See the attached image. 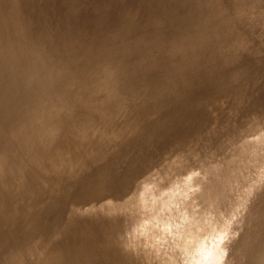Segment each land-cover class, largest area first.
I'll return each mask as SVG.
<instances>
[{"label":"rangeland","instance_id":"374dc122","mask_svg":"<svg viewBox=\"0 0 264 264\" xmlns=\"http://www.w3.org/2000/svg\"><path fill=\"white\" fill-rule=\"evenodd\" d=\"M263 239L264 0H0V264H259Z\"/></svg>","mask_w":264,"mask_h":264},{"label":"bare ground","instance_id":"6f19581e","mask_svg":"<svg viewBox=\"0 0 264 264\" xmlns=\"http://www.w3.org/2000/svg\"><path fill=\"white\" fill-rule=\"evenodd\" d=\"M3 1H5V0H3ZM8 2H9V1H8ZM1 3H2V1H1ZM9 3H10V2H9ZM2 4H3V3H2ZM2 4H1V5H2ZM7 4H8V3H7ZM14 6H15V5H14ZM12 9H13V7H12ZM12 20L14 21L15 18L12 19ZM17 24H18V22H17ZM18 25H19V24H18ZM5 26H6V25H5ZM4 31H6V30L4 29ZM6 33H7V32H6ZM6 33H5V34H6ZM8 34H10V33L8 32ZM227 38H228V37H227ZM201 54H202V53H201ZM26 63H27V62H26ZM27 74H28V73H27ZM25 79H26V78H25ZM256 79H257V78H256ZM256 79H255V80H256ZM262 83H263V82H262ZM18 85H19V84H18ZM259 86H260V85H259ZM261 86H262V85H261ZM262 87H263V86H262ZM262 87H261V88H262ZM218 110H219V109H218ZM238 110H239V109H238ZM12 111H13V110H12ZM211 111H212V110H211ZM217 113H218V112H217ZM111 118H112V117H111ZM262 118H263V117H262ZM256 145H257V144H256ZM231 149H232V148H231ZM228 155H229V154H228ZM234 156H235V155H234ZM242 156H243V155H242ZM74 171H75V170H74ZM262 173H263V172H262ZM252 180H253V179H252ZM252 180H251L250 183H248V184H252V183H251ZM255 182H256V181L254 180L253 184H254ZM253 186H254V185H252V187H253ZM242 188H243V187H242ZM250 188H251V186H250ZM250 188H248V189H250ZM246 189H247V188L245 187L244 190H246ZM244 190H243V191H244ZM239 199H240V198H239ZM241 199H242V198H241ZM3 202H4V201H3ZM197 215H198V213H197ZM206 215H207V214H206ZM194 216H195V215H194ZM255 217H256V216H255ZM256 222H257V220H256ZM250 224H251V223H250ZM205 225H206V224H205ZM205 225H204V226H205ZM207 226H209V225H207ZM207 226H206V227H207ZM201 227L203 228V226H201ZM201 227H200L199 229H201ZM176 228H177V227H176ZM178 228H179V227H178ZM178 228H177V229H178ZM179 229H180V228H179ZM205 229H206V228H205ZM208 229L211 230V228H208ZM185 230H186V229H185ZM202 230H204V229H202ZM202 230H199V231H202ZM219 230H220V229H219ZM219 230H218V231H219ZM224 230H226V229H224ZM199 231L196 230V232H199ZM206 231H207V230H206ZM185 232H186V231H185ZM196 232L193 233V235H195ZM207 232H208V231H207ZM223 232H224V231H222V233H223ZM244 232H245V231H244ZM261 232H262V231H261ZM225 233H226V232H225ZM187 234H188V233H187ZM199 234H200V233H198V235H199ZM202 234H203V231H202ZM216 234H217V233H216ZM260 234H261V233H260ZM115 235H116V233H115ZM196 235H197V234H196ZM219 235H220V233H219ZM219 235H218V236H219ZM223 235H224V234H223ZM223 235H222V237H220V236H219V237H220L221 239H223V237L225 236V235H224V236H223ZM117 236H119V235H117ZM200 236H201V235H200ZM218 236L215 237V238L213 237V238L216 239V241H217V240H218V239H217ZM243 236H244V235H243ZM251 236H252V235H251ZM113 237H114V236H113ZM183 237H184V236H183ZM258 237L262 238L263 236L261 237V236L259 235ZM118 238H119V237H118ZM186 238H187V237H186ZM188 238H190V237H188ZM192 238H193V237H192ZM194 238H196V237H194ZM197 238H199V237H197ZM200 238H201V237H200ZM114 239H115V238H114ZM184 239H185V238H184ZM184 239H183V240H184ZM214 239H213V240H214ZM241 239H242V238H241ZM177 240L180 241V238L177 239ZM186 240H187V239H186ZM192 240H193V239H192ZM197 240H199V239H197ZM244 240H245V238H244ZM254 240H255V239H254ZM263 240H264V239H263ZM195 241H196V240H195ZM195 241H193V244H192L193 246H194V242H195ZM209 241H210V240H209ZM114 242H116V241H114ZM181 242H183V241H181ZM184 242H185V241H184ZM187 242L189 243L190 241L188 240ZM196 242H198V241H196ZM199 242H200V241H199ZM212 242H213V241H212ZM217 242H218V241H217ZM219 242H220V241H219ZM223 242H224V241H222V243H223ZM239 242H240V241H239ZM243 242H244V241H243ZM243 242H242V244H243ZM263 242H264V241H263ZM178 243H179V242H178ZM201 243H202V242H201ZM210 243H211V242H210ZM186 244H187V243H186ZM190 244H191V242H190ZM197 244H198V243H197ZM199 244H200V243H199ZM213 244L215 245L216 243H213ZM223 244H224V243H223ZM232 244H233V243H232ZM246 244H247V243H246ZM248 244H249V243H248ZM256 244H257V243H256ZM263 244H264V243H263ZM187 245L189 246V244H187ZM201 245H202V244H201ZM219 245L222 246L220 243L218 244V246H219ZM243 245H244V244H243ZM250 245H251V244H250ZM261 245H262V243H261ZM181 246H183V245H181ZM190 246H191V245H190ZM206 246H207V245H206ZM252 246H253V245H252ZM259 246H260V245H259ZM178 247H180V246L178 245ZM185 247H187V246H185ZM185 247H184V248H185ZM194 247H195V246H194ZM241 247H242V245H241ZM181 248H182V247H181ZM202 248H204V244H203V247H202ZM208 248H209V247H208ZM222 248H223V247H222ZM222 248L219 247V249H222ZM188 249H189V248H188ZM195 249H197V248H195ZM204 249H205V248H204ZM239 249H240V248H239ZM262 249H263V248H262ZM181 250H182V249H181ZM209 250H211V249H209ZM225 250H226V249H225ZM195 251H196V250H195ZM205 251H206V250H205ZM214 251H215V250H214ZM247 251H248V250H247ZM254 251H256V250H253L252 252H254ZM259 251H261V250H259ZM262 251H263V250H262ZM203 252H204V250H203ZM204 253H205V252H204ZM206 253H207V252H206ZM210 253H211V252H210ZM246 253H247V252H246ZM234 254H235V253H234ZM237 254H240V253H237ZM241 254H242V253H241ZM243 254H244V252H243ZM249 254H250V253H249ZM249 254H248V255L245 254V255H246V256H249ZM195 255H196V254H195ZM261 255H262V254H261ZM261 255L259 254V256H261ZM255 256H256V255H255ZM259 256H258V259H260ZM239 257H240V256H239ZM261 257H262V256H261ZM195 258H196V257H194V258L191 260L192 263H193V260H194ZM241 258H242V257H241ZM244 258H246V257L244 256ZM249 258H250V256H249ZM262 259H263V258H262ZM256 260H257V259H256ZM263 260H264V259H263ZM191 261H190V262H191ZM237 261H238V260H237ZM245 261H246V260H245ZM258 261H259V260H258ZM260 261L264 263V261H262V260H260ZM136 262H137V261H136ZM195 262H196V259H195ZM195 262H194V264H195ZM243 262H244V260H243ZM261 262H260L259 264H261ZM165 263H166V262H164V263L161 262V264H165ZM240 263H241V262H240ZM151 264H152V263H151ZM158 264H160V263H158ZM167 264H168V263H167ZM255 264H256V263H255Z\"/></svg>","mask_w":264,"mask_h":264}]
</instances>
